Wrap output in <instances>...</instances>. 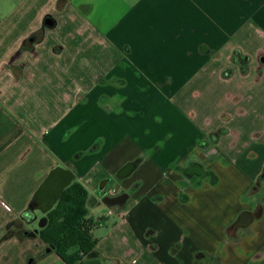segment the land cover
Instances as JSON below:
<instances>
[{"label":"crops","instance_id":"obj_1","mask_svg":"<svg viewBox=\"0 0 264 264\" xmlns=\"http://www.w3.org/2000/svg\"><path fill=\"white\" fill-rule=\"evenodd\" d=\"M262 58L264 0H0V230L69 168L88 200L131 190L121 218L87 206L82 264H264ZM25 242L20 264H66Z\"/></svg>","mask_w":264,"mask_h":264},{"label":"trees","instance_id":"obj_2","mask_svg":"<svg viewBox=\"0 0 264 264\" xmlns=\"http://www.w3.org/2000/svg\"><path fill=\"white\" fill-rule=\"evenodd\" d=\"M49 20H51L50 17H47L43 27L24 41L22 50H27L32 42L42 40L44 31L49 28ZM222 75L225 79H228L231 77L232 71L227 69L223 71ZM226 133V130H218L211 134V141L213 143L218 142ZM140 162L141 159H138L135 165ZM263 178L264 171L259 178V183ZM87 201V192L75 182L64 191L55 208L48 214L46 229L41 233L44 241L55 246V253L66 264H82L84 257H93L95 254L94 248L97 240L93 237L92 230L86 224L85 218L88 214ZM261 214L262 208H259L256 216L260 217ZM230 229H233V226ZM13 238L20 241L32 238L31 233L25 232L21 219L12 220L1 229L0 245Z\"/></svg>","mask_w":264,"mask_h":264},{"label":"water","instance_id":"obj_3","mask_svg":"<svg viewBox=\"0 0 264 264\" xmlns=\"http://www.w3.org/2000/svg\"><path fill=\"white\" fill-rule=\"evenodd\" d=\"M48 23H50V21H48ZM261 60L262 62H264V58H262ZM134 169L135 166L133 164H128L120 171L119 178L117 177V180L125 178L131 172H133ZM199 170L202 169L198 167L197 172H199ZM75 182H76L75 175L73 171H71L69 168L58 167L49 174L48 178L39 188V190L37 191L34 197V200H36L39 197H41L43 193H49L53 190L52 199L49 200L50 202L49 207L44 212H42L43 216L47 214V212H49L54 206H56V204L61 199L64 191L69 187H71ZM110 183H111V179H105L100 182L97 190L99 194L98 196H102L103 194L106 193ZM93 200L94 201H92V198H89V200L87 201L88 208L98 207L102 205V206H106L108 209L118 207L119 211L123 212L126 208V204L129 200V196L128 194H122L120 196L112 197V198L105 196L98 204H97L98 202L97 198L96 199L93 198ZM254 219L255 217L253 213L243 212L239 215L235 223V226L247 228L253 223ZM109 264H115V262H110Z\"/></svg>","mask_w":264,"mask_h":264},{"label":"flooded vegetation","instance_id":"obj_4","mask_svg":"<svg viewBox=\"0 0 264 264\" xmlns=\"http://www.w3.org/2000/svg\"><path fill=\"white\" fill-rule=\"evenodd\" d=\"M135 165V164H133ZM197 165H194L193 167H191L192 170H190V174L194 175L195 172H197ZM117 177L119 178V175H117ZM134 188V187H133ZM110 190V188L107 189L106 193L103 194L102 196H98V192L96 193V198H97V204L105 197V196H108L110 198H112V196H110L108 194V191ZM130 191L129 192H119L117 191V195L114 196V197H117V196H120L122 194H128L129 196V199H130ZM52 196H53V190L51 192H49L48 196L45 197V199H42L44 202H46V204L44 203H41L40 201H36V204H40V208L42 209H30L29 211H27L26 213L22 214L20 216V219L22 220L23 222V225H24V230L26 233H31L32 234V238H28L24 241H35V240H41L43 243H45L46 245H48L47 247H50L53 251H55V246L54 245H51L50 243L44 241V238L41 236V233L43 231H45L46 229V226H47V223H48V214L55 208V206L52 208V210H50L49 212H47V214H45L44 216L42 215V212H44L48 207H49V200L52 199ZM92 201L93 198H92ZM129 201V200H128ZM48 202V204H47ZM95 203V202H94ZM35 203H33V205L31 206V208H35L36 206L34 205ZM128 204V202H127ZM127 204H126V208L125 210L127 209ZM44 209V211H43ZM110 209H108V212H109ZM112 210L114 211V213L109 216V217H112L114 219H118V215L119 213H121V211H119L118 207H115V208H112ZM33 211H35L33 213ZM108 212H107V215H108ZM87 225L91 228L92 232L93 230L95 229L96 227V224H90L87 223ZM93 235V234H92ZM94 237V236H93ZM27 262L29 264H34L35 263V259L33 256L31 255H28L27 256Z\"/></svg>","mask_w":264,"mask_h":264},{"label":"rangeland","instance_id":"obj_5","mask_svg":"<svg viewBox=\"0 0 264 264\" xmlns=\"http://www.w3.org/2000/svg\"><path fill=\"white\" fill-rule=\"evenodd\" d=\"M96 3L97 2H95V4ZM106 13L108 15H110V14L114 15L115 14L114 10L113 9L110 10L109 7L107 8ZM261 182H262V184H261ZM261 182L259 183L260 189L262 191L260 201L263 202L264 201V178ZM112 186H113V188H117L116 185H114V184ZM11 240L15 241L16 243H14V242L11 243L10 242ZM3 244L6 246L1 248V246H3ZM26 246H30V245L28 243H26L25 241H20L17 238H13V239H10V240L2 243L0 245V248H1L0 249V264H20L19 254L21 252H24V249L26 248ZM24 264H29V263L25 260Z\"/></svg>","mask_w":264,"mask_h":264},{"label":"built area","instance_id":"obj_6","mask_svg":"<svg viewBox=\"0 0 264 264\" xmlns=\"http://www.w3.org/2000/svg\"><path fill=\"white\" fill-rule=\"evenodd\" d=\"M117 193H118V192H117V189H115V188H114V189H110V190L108 191V194H109L110 196H112V197L116 196ZM125 211H126V210H124L123 212L119 213L118 218H121V217L124 215ZM113 213H114V211H113L112 209H110L109 212H108V216H111Z\"/></svg>","mask_w":264,"mask_h":264}]
</instances>
